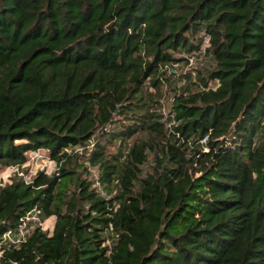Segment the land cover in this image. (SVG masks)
I'll return each instance as SVG.
<instances>
[{
  "label": "trees",
  "instance_id": "obj_1",
  "mask_svg": "<svg viewBox=\"0 0 264 264\" xmlns=\"http://www.w3.org/2000/svg\"><path fill=\"white\" fill-rule=\"evenodd\" d=\"M206 36L214 65L175 94L170 130L146 85ZM137 131L166 138L144 176V140L100 141ZM38 148L59 169L0 181V236L33 206L53 228L0 264H264V0H0V167Z\"/></svg>",
  "mask_w": 264,
  "mask_h": 264
},
{
  "label": "rangeland",
  "instance_id": "obj_2",
  "mask_svg": "<svg viewBox=\"0 0 264 264\" xmlns=\"http://www.w3.org/2000/svg\"><path fill=\"white\" fill-rule=\"evenodd\" d=\"M208 46V38H204L201 43L199 49L196 51L186 52V53H175L177 56H182L173 66L170 67V74H166V78H162V83L159 88H154L153 86L146 85V96L151 99L152 105L150 106L151 110H155L156 112L161 113L162 121L165 122L167 127L172 129L171 123H173L174 118V110H173V100L175 94L179 93L180 89H185L186 86L190 85V80H192L195 84L193 85V89L197 86V81L199 74L206 75V71L212 67L213 58L208 54L206 47ZM169 68V67H168ZM169 72V71H168ZM207 86H215L213 80H208ZM114 120V124H111L110 129L119 130L121 123L119 121L124 120L121 116H116ZM118 137V136H117ZM117 137L107 136L106 138L101 136L100 141L103 143L105 147V152L107 154H116L119 149L127 152L135 142H140L144 140L145 148H144V158L142 162L139 164V176L146 175L147 172H151L156 165V157L162 154V146L165 145L164 142L166 138L159 135L147 134L144 131H137L126 137L125 139H118ZM89 144L87 147H90ZM77 150V148H76ZM75 152L73 153H77ZM42 154H27L28 165L35 166L36 161H44L47 162V169L49 171L53 170L54 165L52 161H50L43 152ZM74 157L68 165L76 170L80 176H87L89 179H92V173L97 171V168L91 167L89 170L88 167L84 168V159ZM195 163H189L187 165V169L189 172L193 170V166ZM4 167H0V174H4ZM198 174V172H196ZM13 175V174H11ZM97 181V182H96ZM94 184L97 186V189H101V185L98 180L94 179ZM137 185V183H134ZM67 191L73 190L75 188L74 180L67 181L66 185ZM115 188L112 193H115ZM102 195V194H101ZM107 195V193H106ZM109 195V194H108ZM110 196V195H109ZM55 221V216L51 215L46 218L42 224V229L51 232L53 228V224ZM111 233L108 236L107 243H112Z\"/></svg>",
  "mask_w": 264,
  "mask_h": 264
},
{
  "label": "built area",
  "instance_id": "obj_3",
  "mask_svg": "<svg viewBox=\"0 0 264 264\" xmlns=\"http://www.w3.org/2000/svg\"><path fill=\"white\" fill-rule=\"evenodd\" d=\"M206 137L202 139V142H204ZM91 144V143H90ZM88 146V145H87ZM91 147V145H90ZM76 150V149H75ZM77 150H80V147H77ZM45 154L47 158L52 161L54 168L53 170L49 171L47 168V162L44 161H36V165H28V159L26 158L25 162L22 164H11L5 166L4 174H0V181L1 184H4L6 182H10L12 180L13 176H17L21 178L25 183H29L33 181V177L36 175V173L39 170H43L46 173H52L53 171H58L59 164L50 158L48 151L44 148H38L35 150H31L29 153H26V155L34 154ZM27 157V156H26ZM13 174V175H11ZM96 175V171L94 172ZM97 182V181H96ZM103 193V191H101ZM105 195V193H103ZM106 197H109V195H106ZM46 219V218H45ZM45 219H41L40 215V208L37 206H33L27 210H25L20 216L18 223L13 226L5 229L3 233L0 236V254L4 250L5 246H19L21 243L25 242L31 231L34 229V227L39 226L42 228V224ZM108 241V238L107 240Z\"/></svg>",
  "mask_w": 264,
  "mask_h": 264
},
{
  "label": "crops",
  "instance_id": "obj_4",
  "mask_svg": "<svg viewBox=\"0 0 264 264\" xmlns=\"http://www.w3.org/2000/svg\"><path fill=\"white\" fill-rule=\"evenodd\" d=\"M31 150H29L27 153H29Z\"/></svg>",
  "mask_w": 264,
  "mask_h": 264
}]
</instances>
